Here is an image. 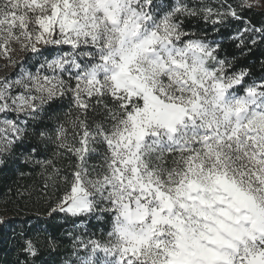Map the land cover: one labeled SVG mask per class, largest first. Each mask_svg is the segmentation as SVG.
Here are the masks:
<instances>
[{"label":"snow or ice","instance_id":"obj_1","mask_svg":"<svg viewBox=\"0 0 264 264\" xmlns=\"http://www.w3.org/2000/svg\"><path fill=\"white\" fill-rule=\"evenodd\" d=\"M225 4L0 0V59L15 70L0 76V168L22 160L45 193L69 186L47 212L71 241L61 264H264V76L225 46L264 45V25L243 15L260 0ZM193 17L214 35L186 30ZM69 96L76 115L61 120ZM90 112L103 116L91 127ZM49 144L76 158L71 181L38 158ZM22 251L16 264H36L31 240Z\"/></svg>","mask_w":264,"mask_h":264},{"label":"trees","instance_id":"obj_2","mask_svg":"<svg viewBox=\"0 0 264 264\" xmlns=\"http://www.w3.org/2000/svg\"><path fill=\"white\" fill-rule=\"evenodd\" d=\"M199 3L217 6L220 8L225 0H197ZM253 2V0H250ZM227 3L236 5L238 0H227ZM244 17L251 21L256 27L264 25V8L253 7L250 11L243 13ZM186 30L194 31L197 35H207L211 38L214 35L211 24H205L201 17H193L185 19ZM243 25L233 21L228 29H221L227 37L234 35L238 28ZM238 41L225 40L226 50L235 53L238 61V68L247 67L251 70L252 78H260L264 76V45L251 48L248 51L244 49L246 54H241L236 48ZM251 47V45H249ZM71 109V115H76L75 109L71 104V97H66L62 103L60 110L61 120L70 119L65 114ZM89 125H94L96 121L102 120L103 116L89 113ZM71 131V129H69ZM26 143L35 145L37 140L35 137L29 138ZM100 152H104L102 145L97 146ZM56 152L55 145L49 144L47 148L41 146V154L39 159L55 158L56 168L60 170V177H67L69 181L72 179V172L75 170L76 158L70 154H62L54 156ZM102 163V158L99 155L89 157L87 167L90 172L95 167L96 173L102 171L98 167ZM51 171V169H49ZM23 173V175H21ZM45 175L42 174V169L39 166L25 165L22 160H17L13 163H8L7 166L0 168V215L5 216L3 219L7 221L5 225L0 227V264H16L17 258L25 259V254L22 251L27 240H31L37 247L39 259L36 264H61L62 260L70 253L71 241L64 234L63 230L58 227L63 224L60 214L48 220L47 212L50 207L55 205V202L68 189V185L57 178L55 187L50 186L45 193L43 185ZM51 184V182H50ZM47 221V223H45ZM40 223L46 231H38L34 226ZM96 222L93 221V224ZM83 230V229H82ZM95 232L97 238L100 237V228H89V232ZM23 234V235H22ZM57 239L60 245L55 252L49 248V236Z\"/></svg>","mask_w":264,"mask_h":264},{"label":"rangeland","instance_id":"obj_3","mask_svg":"<svg viewBox=\"0 0 264 264\" xmlns=\"http://www.w3.org/2000/svg\"><path fill=\"white\" fill-rule=\"evenodd\" d=\"M186 2L187 3H189L190 5H192V4H194V5H206V6H210V5H208V4H206V3H199L198 4V1L197 0H186ZM252 3H255V0H253V2ZM211 7H213L214 9H218V7L217 6H213V5H211ZM220 7V6H219ZM259 8H264V0H260V6H259ZM14 55V58L16 59V60H20V58H21V56L23 55L22 53H20L19 51H17L16 53H14L13 54ZM5 63H6V61L4 60V59H0V76H4V75H6V74H8V75H11L12 73H13V71H15L14 69H12V68H5ZM33 71H34V69H33ZM92 178H95V176H93L92 175ZM1 214V213H0ZM5 216H3V215H0V218H4Z\"/></svg>","mask_w":264,"mask_h":264}]
</instances>
